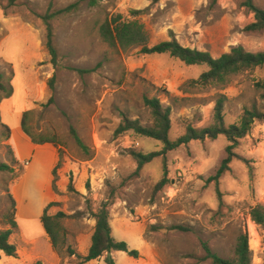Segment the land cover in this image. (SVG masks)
Segmentation results:
<instances>
[{
    "label": "rangeland",
    "instance_id": "obj_1",
    "mask_svg": "<svg viewBox=\"0 0 264 264\" xmlns=\"http://www.w3.org/2000/svg\"><path fill=\"white\" fill-rule=\"evenodd\" d=\"M51 1L50 14L77 4L75 10L51 20L56 67L46 47L48 33L43 21ZM243 2L99 0L91 6L90 0H18L10 6L8 0H0V71L7 77L13 73L14 90L0 104V162L11 167L0 171V230L10 228L9 194L19 207L18 217L17 212L15 215L18 228L11 237L18 259L7 261L0 253V264H35L40 256L51 264L39 216L42 205L52 197L49 192L55 194L49 183L51 160L44 152L49 145L58 154L62 152L64 172L58 183L61 195L50 201L58 205L49 214L68 215L63 224L73 249L77 237L92 233L94 214L107 206L113 238L140 252L139 258L115 252L116 264H212L204 259L202 243L208 242L220 257L232 258L241 233L248 235L252 264H264V228L250 215L257 205L264 206L263 120H256L251 132L238 141L234 151L238 158L220 179L222 201L215 182L208 180L226 157L230 143L224 136L192 141L168 153V183L160 191L156 186L164 177L163 158H156L137 174V163L129 153L149 154L162 150L163 144L133 132L115 136L123 116L151 125L145 97H156L171 108V141L184 135L188 126L208 127L220 95L226 97V126L239 124L246 109L264 112L256 88V83H264V67L234 77L223 89L185 92L182 87L206 67L186 66L169 55H141L139 49L118 52L99 33L109 16L128 17L137 10L143 12L136 19L149 33L150 46L171 40L172 32L184 47L207 51L214 58L235 46L262 52L264 31H244L254 21V14ZM253 3L264 10V0ZM87 70L91 72L79 73ZM53 76L52 91L49 81ZM25 112H31L27 120L30 132L56 145H40L35 154L29 145L26 148L15 132L21 130ZM3 125L10 128V137ZM72 128L85 149L78 146ZM177 226L186 230L171 229ZM142 238L154 248V256L141 252ZM59 257L65 264L69 256Z\"/></svg>",
    "mask_w": 264,
    "mask_h": 264
},
{
    "label": "trees",
    "instance_id": "obj_2",
    "mask_svg": "<svg viewBox=\"0 0 264 264\" xmlns=\"http://www.w3.org/2000/svg\"><path fill=\"white\" fill-rule=\"evenodd\" d=\"M18 0H8L10 6H15ZM99 0H90L91 6H96ZM158 1V0H155ZM218 0H212V4L216 5ZM243 6L254 14V21L245 27L246 33H260L264 31V10L254 5L253 0H244ZM77 8V4H73L62 10L54 11L53 1L49 6V13L43 17V21L47 27V42L46 47L51 56V63L56 67L58 64V53L53 42V28L51 20L58 15L68 14ZM142 11L132 10L128 17L121 14L109 16L101 25L99 33L102 40L113 50L118 52H129L134 49H139L141 55H169L171 58L177 59L186 66H204L207 68L197 79L187 82L182 90L189 92L191 89H207L215 87L218 89L226 88L230 85L232 79L238 75L253 72L258 68L264 67V51L250 52L243 46H235L231 48L228 53L222 54L218 58H214L207 51H200L181 45L173 33H170L171 40L163 41L157 45L150 46V36L145 26L140 23L137 16L141 15ZM91 71H79V73H89ZM13 73L11 76H6L0 71V104L4 100H8L13 96L14 90L11 86ZM55 76L49 81V87L54 90ZM256 88L260 94L262 105L264 106V83H256ZM53 98L50 99V102ZM226 97L220 95L214 107L211 121L208 127L194 128L188 126L185 134L176 141L170 140V131L172 127L171 122V108L165 107L162 102L156 98H144V105L149 109L151 115V125L145 126L140 120H133L127 116H123L119 126L115 131V136L119 137L128 132H133L135 135L146 137L163 144L160 151L144 154L142 152L130 151V156L137 163L136 173L138 174L145 165L151 163L156 158L162 157L164 163V177L157 184L156 191L163 189L168 183L167 173V154L179 149L182 146H187L192 141H204L206 139L216 140L219 136H224L230 145L226 148V157L222 160L220 167L216 174L211 177L208 182H215L217 193L220 201L221 192L219 189L221 177L230 171V164L235 158L237 143L240 139L245 138L252 130L256 120L264 121V112H259L256 108L253 110L246 109L241 117L239 124H234L229 127L226 126L224 120V106ZM31 112H25L22 116L21 130L31 140L34 145L53 144L54 141L40 136H34L28 126L27 120ZM6 129L8 137H10L11 130L8 126L3 125ZM71 134L75 138L79 147L85 149L74 128L71 129ZM88 157V159H90ZM63 157L62 152H59V162L52 171V191L56 195H61L58 188L59 174L58 171L62 168ZM11 167L0 162V171H9ZM12 200V215L10 220V228L0 230V253L7 257H18V249L15 244L11 242V237L14 230L18 228L15 220L17 212V203L12 194H9ZM58 205L56 202L49 203L43 211L41 223L44 230L50 239V243L54 252L59 256L66 254L69 257L76 256V264H87L91 261L98 260L101 257L111 254L112 252H124L130 257L139 258L137 250H130L125 242H118L112 236V227L110 224V215L108 207L103 206L97 213L94 214L96 220L95 230L92 236V244L86 256H79L71 247L68 239L67 231L64 227L63 221L68 218L64 212H58L55 215L49 214V209ZM252 221L264 228V206L257 205L251 210ZM157 229V228H155ZM173 230L185 231L183 227H174ZM203 249L206 253V260H211L212 264H252V252L249 248V238L247 234L241 233L236 242L234 254L232 258H223L214 253L208 242H203ZM106 264H116L113 257H106ZM35 264H42L37 261Z\"/></svg>",
    "mask_w": 264,
    "mask_h": 264
},
{
    "label": "crops",
    "instance_id": "obj_3",
    "mask_svg": "<svg viewBox=\"0 0 264 264\" xmlns=\"http://www.w3.org/2000/svg\"><path fill=\"white\" fill-rule=\"evenodd\" d=\"M5 108H7V106H5ZM15 132H17L20 135V138L25 143L26 148L29 145V147L31 148L32 153L35 154V152L39 150V148H40L39 146L40 145H34L31 142L30 139L25 138L24 135H22V131L20 130V128H18ZM44 150H45L44 152H46L48 154V156L50 157V160H51V162H50V164L48 166V170L51 173V175L49 176L50 177L49 178V183H51V185H52V180H53L52 171L57 166V164L59 162V154H58V150L55 147L51 146V145H49L48 147L44 148ZM19 161L22 162L23 160L20 159ZM64 170L66 171V168ZM58 174H59V181H58V183H60L62 181L63 177H64V172H62L61 169H60L58 171ZM58 183H57V185H58ZM48 186H49V184H48ZM58 188H59V186H58ZM59 190H60V192H62V189L61 188H59ZM48 191H49V189H48ZM49 193L52 196L51 199H50V201H55V198H56L57 195H55V194L52 195L51 192H49ZM15 200H16V198H15ZM50 201H47V202H45L42 205L41 212L39 214L40 219H41V217L43 215L44 208L49 204ZM16 203H17V217H18L19 207H18L17 200H16ZM23 218L26 219L25 216ZM40 227H41V230H42L41 237H43L45 239V241L47 243V247H48L47 252L50 253V256L52 258L51 264H62V259L59 257V255L56 252H54V250L52 248V245L50 243V239H49V237L47 236V234H46V232L44 230L43 224H41ZM94 230H95V227H94V229H93V231H92L91 234H89V235H87L85 237H82V236L77 237L76 242H75V247H74L77 255H79V256H86L88 254L89 249H90L91 244H92V236H93ZM143 241H144V246L142 247L141 252L144 251L147 255L149 254L151 256H154V248H152L151 244L148 243L145 239H143ZM129 249L132 250L130 247H129ZM114 255H115V252L111 253L109 255V257H113L114 258ZM40 257H41L40 258L41 259L40 261H42V264H45L44 258L42 256H40ZM106 257H108V254L106 256H104V257H101L98 260L91 261V262H89L87 264H106V262H105ZM17 259H18V257L17 258L7 257V261H12L13 262V260H17ZM76 259H77L76 256L67 257V259L65 261V264H73ZM24 263H26V262H24Z\"/></svg>",
    "mask_w": 264,
    "mask_h": 264
},
{
    "label": "water",
    "instance_id": "obj_4",
    "mask_svg": "<svg viewBox=\"0 0 264 264\" xmlns=\"http://www.w3.org/2000/svg\"><path fill=\"white\" fill-rule=\"evenodd\" d=\"M110 254H108V256H109Z\"/></svg>",
    "mask_w": 264,
    "mask_h": 264
}]
</instances>
